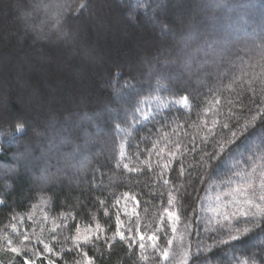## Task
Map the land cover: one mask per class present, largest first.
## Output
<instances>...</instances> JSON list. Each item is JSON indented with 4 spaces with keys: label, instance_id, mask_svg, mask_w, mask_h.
<instances>
[{
    "label": "trees",
    "instance_id": "obj_1",
    "mask_svg": "<svg viewBox=\"0 0 264 264\" xmlns=\"http://www.w3.org/2000/svg\"><path fill=\"white\" fill-rule=\"evenodd\" d=\"M82 3L88 8L78 13ZM262 46L264 0H0V111L8 117L0 120V165L11 166L9 174L0 173V264H23V254L8 252L6 244L11 238L21 246L25 235L30 257L33 249L43 251L42 240L55 264H73L79 256L65 237L75 224L65 227L62 214L71 213L67 222L75 216L82 229L94 215L114 231L117 199L129 213L121 211L124 228L139 223L147 233L160 226L162 247L173 234L166 214L160 225V214L165 207L177 212L170 248L177 260L183 248L190 264H235L252 254L259 264L264 233L258 229L228 244L218 241L228 239L221 214L235 210L228 205L231 190L255 183L260 195L264 168L253 174L240 153L249 155V147L260 156L264 146L252 137L214 170L205 161L231 135L224 123L238 138L244 134L237 122L257 132L264 127L258 117L264 112ZM117 71L123 75L114 78ZM130 76L135 88L124 89ZM185 95L191 104L179 108ZM18 123L26 124L23 133L15 132ZM161 148L173 160L163 172ZM19 159L30 163L22 167ZM177 189L169 206L168 192ZM89 254L97 264H132L121 242L89 246ZM146 254L147 264H159L151 248Z\"/></svg>",
    "mask_w": 264,
    "mask_h": 264
},
{
    "label": "snow or ice",
    "instance_id": "obj_2",
    "mask_svg": "<svg viewBox=\"0 0 264 264\" xmlns=\"http://www.w3.org/2000/svg\"><path fill=\"white\" fill-rule=\"evenodd\" d=\"M145 5H147V0H145ZM139 6V5H138ZM88 8V3H82L80 7L77 9L78 13H82L84 10ZM75 19H80L79 15L75 17ZM162 30H168L167 26H162ZM264 47V46H262ZM123 75L121 71H117L114 73V78ZM134 77H131L128 80H125L124 85L122 86L124 89H134L135 84L133 83ZM118 83V80L115 81ZM120 89L117 88L116 92L119 93ZM191 104V98L189 95H185L182 99L177 101V105L179 108H186ZM264 107V104H262ZM139 111V109H137ZM258 117L261 121V124L264 125V112L259 113ZM7 115L0 111V120L7 119ZM135 119V117H133ZM144 120L149 119V115L146 113L143 115ZM257 119V116L252 117L251 123L254 124ZM217 121H212V127L209 128V132L211 133L212 129L216 126ZM116 130L120 129V125H114ZM236 127L239 129L240 133L244 135L239 136L238 132L231 130L229 123H224L223 128L229 129L231 135L226 139H223L219 142L218 151L215 152L212 156L209 157L205 164L211 165L213 170L225 160L234 157L238 150L241 147H244V142L248 141L250 138L255 137L260 141L261 146H264V127L261 128L260 132H257L255 128L251 127L249 122L243 126H240L237 122ZM26 130L25 123H18L15 132L23 133ZM155 148V145H153ZM177 148L180 147L179 144L176 145ZM195 151V148L192 149ZM151 151V150H149ZM244 151L248 152L249 155L245 156L243 153H240V162H242L245 166H252V172L255 174L261 168H264V154L257 156L255 152L251 150L249 147H244ZM165 150L163 148L157 153V156L160 157L162 163L160 164L161 172L164 170H168L171 168L173 160L164 158ZM176 153L173 151H169L167 153L168 157H175ZM125 156V148L123 144L119 145V157L122 159ZM261 161L260 164H257V161ZM212 161H216L215 164ZM119 167V163L117 164ZM150 166V165H149ZM123 167L129 172H137L139 169L130 167L128 164H123ZM180 175H184L183 167L180 170ZM259 185L258 190L260 195L257 196V185L255 183H248L246 186H240L237 188H233L230 192V195L233 196V199L228 201V205L234 208V211L228 212L225 211L221 214L222 219L228 222V239L227 240H219L220 244H228L230 241H237L242 236L247 233L253 232L254 229H258L261 233H264V171H260V175L258 177ZM163 183L165 185L169 184L170 181L168 179H164ZM178 189L176 190V194L173 191L168 192L167 204L169 206H174L177 202V194ZM125 198L128 197V193L124 194ZM135 199V197H131ZM219 199V197H217ZM2 203V202H0ZM101 208L104 210V215L108 216L111 219L109 206L106 204L104 199H100L98 201ZM119 199L115 201L112 205L115 211V230L111 231L108 227L101 224L99 219L93 215L92 222H89L86 226L81 227L79 223L76 222L75 216L72 217L71 222H67V217L71 216V213L62 214L66 224L64 225L69 230L72 229V225L75 224L74 233L68 237H65V241L71 240L73 244L72 250L77 251L79 259H76L73 264H97V257L95 255L89 254V246L95 247L96 245L103 243L109 247H114L116 242H121L125 244L128 252L129 259L132 260V264H147V261L150 257L146 254L148 249L151 248L153 256L159 262V264H190L189 260V252L187 249H181L179 255V259L177 260L175 256L170 252L171 246L174 244V236L177 232L176 222L181 219V217L177 214L175 210H169V207H165L163 209V213L160 214V225L164 223V215L166 214L168 222H170L171 232L173 234L172 237L167 239V246H161L158 241L160 237L156 234L160 231V226L155 228V231H149L147 233L141 231V226L139 223H136L135 226H129L127 229L124 228V220L121 216V211H123L124 215H129L127 208L121 210L118 207ZM138 215V214H137ZM245 225L240 227L239 225ZM192 224L186 223L185 227L190 228ZM61 227L57 225L52 229L53 233L56 232V229ZM148 228V225H145ZM109 232L111 234L109 235ZM127 232V234H126ZM138 238V239H137ZM52 239H56V236L53 235ZM29 241V237L27 235L22 237L21 246L14 245L11 238L7 240L6 250L15 256H19L23 254L24 260L23 264H36L37 259H46L47 264H55V261L49 259L45 256V253H51L52 248L47 243H43V241H39L43 244V251L33 249V256L30 257L28 255V248L25 243ZM136 245V247H133ZM139 249V252H137ZM100 251V249H97ZM34 257V258H33ZM133 257H136L133 259ZM195 258H199V249L197 250ZM235 264H257V260L255 258V254H252L248 259H238ZM259 264H264V248L261 249Z\"/></svg>",
    "mask_w": 264,
    "mask_h": 264
},
{
    "label": "rangeland",
    "instance_id": "obj_3",
    "mask_svg": "<svg viewBox=\"0 0 264 264\" xmlns=\"http://www.w3.org/2000/svg\"><path fill=\"white\" fill-rule=\"evenodd\" d=\"M106 14H104V16H105ZM62 141H61V139H60V141L58 142V143H61ZM48 150H50V149H48ZM51 155V154H50ZM52 157H54V155L52 156L51 155V158ZM18 162H19V165H21L22 167H26V166H28L29 165V163H30V161L29 162H25V163H23L22 162V160H18ZM10 170H11V166H5V165H0V173L2 174H9V172H10ZM73 172V171H72ZM33 179H34V177H33Z\"/></svg>",
    "mask_w": 264,
    "mask_h": 264
}]
</instances>
